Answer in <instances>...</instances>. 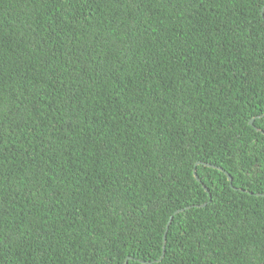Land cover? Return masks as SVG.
<instances>
[{"label": "trees", "instance_id": "1", "mask_svg": "<svg viewBox=\"0 0 264 264\" xmlns=\"http://www.w3.org/2000/svg\"><path fill=\"white\" fill-rule=\"evenodd\" d=\"M263 114L264 0H0V264H264Z\"/></svg>", "mask_w": 264, "mask_h": 264}, {"label": "water", "instance_id": "2", "mask_svg": "<svg viewBox=\"0 0 264 264\" xmlns=\"http://www.w3.org/2000/svg\"><path fill=\"white\" fill-rule=\"evenodd\" d=\"M263 115H264V114H263ZM261 116H262V115H261ZM254 120H255V118H252V119L249 121V123H250L251 125H253V124H254ZM257 130H259V129H257ZM260 131H261V130H260ZM262 132H263V131H262ZM263 133H264V132H263ZM197 164H198V163H197ZM207 165H209V164H207ZM195 170H196V169H195ZM195 170H194V174H195V177L198 179V176H197ZM227 176H228L229 181L232 183V177H231L229 174H227ZM203 205H205V204H203ZM203 205H201V206H203ZM188 208H189V206L186 207V208H183V209H178V210L175 212V214H176V213H179V212H181V211H183V210H185V209H188ZM172 219H173V216L170 217V219H169V221H168V223H167V225H166V227H165V231H164V235H163V240H164V241H163V250H162V254H161L160 260L163 258L164 253H165V243H166L167 232H168L169 225H170Z\"/></svg>", "mask_w": 264, "mask_h": 264}]
</instances>
